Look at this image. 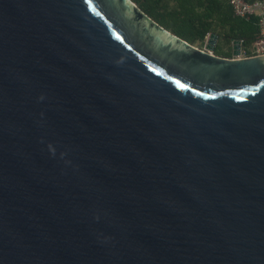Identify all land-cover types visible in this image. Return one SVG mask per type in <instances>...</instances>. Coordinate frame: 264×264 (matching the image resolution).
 Listing matches in <instances>:
<instances>
[{
    "label": "water",
    "instance_id": "1",
    "mask_svg": "<svg viewBox=\"0 0 264 264\" xmlns=\"http://www.w3.org/2000/svg\"><path fill=\"white\" fill-rule=\"evenodd\" d=\"M218 40L0 0V264H264V55Z\"/></svg>",
    "mask_w": 264,
    "mask_h": 264
},
{
    "label": "trees",
    "instance_id": "2",
    "mask_svg": "<svg viewBox=\"0 0 264 264\" xmlns=\"http://www.w3.org/2000/svg\"><path fill=\"white\" fill-rule=\"evenodd\" d=\"M133 1L154 21L193 45L204 46L208 35H218L217 56L233 58L235 41H242V50L247 57L254 55L253 45L260 34L259 20L236 16L228 0Z\"/></svg>",
    "mask_w": 264,
    "mask_h": 264
},
{
    "label": "built area",
    "instance_id": "3",
    "mask_svg": "<svg viewBox=\"0 0 264 264\" xmlns=\"http://www.w3.org/2000/svg\"><path fill=\"white\" fill-rule=\"evenodd\" d=\"M228 1L230 5L233 7L236 16L243 17L246 19H250L251 17L258 18L260 34L258 39L253 45L254 47L253 56L264 55V0H259L252 3L246 0H228ZM209 37L210 35L206 37L205 45L207 44ZM235 57L246 58L247 56L244 54L243 50L241 49L240 55L233 56V58Z\"/></svg>",
    "mask_w": 264,
    "mask_h": 264
},
{
    "label": "rangeland",
    "instance_id": "4",
    "mask_svg": "<svg viewBox=\"0 0 264 264\" xmlns=\"http://www.w3.org/2000/svg\"><path fill=\"white\" fill-rule=\"evenodd\" d=\"M194 46L204 49L206 45L202 46L201 44L198 43V44H195ZM253 51H254V47H253Z\"/></svg>",
    "mask_w": 264,
    "mask_h": 264
}]
</instances>
